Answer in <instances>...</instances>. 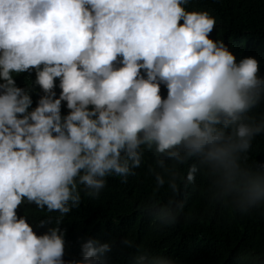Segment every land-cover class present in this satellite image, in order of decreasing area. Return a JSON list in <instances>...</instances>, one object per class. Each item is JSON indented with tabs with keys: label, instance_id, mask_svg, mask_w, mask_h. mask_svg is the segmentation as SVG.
<instances>
[{
	"label": "clouds",
	"instance_id": "9594fccd",
	"mask_svg": "<svg viewBox=\"0 0 264 264\" xmlns=\"http://www.w3.org/2000/svg\"><path fill=\"white\" fill-rule=\"evenodd\" d=\"M187 3L0 0V264H177L132 238L134 255L112 261L113 237L74 227L81 253L66 257L63 218L147 160L143 230L206 231L181 216L188 203L263 216L264 162L248 160L264 135V54L209 38L215 17ZM197 177L210 201L181 193Z\"/></svg>",
	"mask_w": 264,
	"mask_h": 264
},
{
	"label": "trees",
	"instance_id": "16d2710c",
	"mask_svg": "<svg viewBox=\"0 0 264 264\" xmlns=\"http://www.w3.org/2000/svg\"><path fill=\"white\" fill-rule=\"evenodd\" d=\"M187 10H206L215 17V25L208 34L209 38L221 39L225 45L238 44L241 49L248 48L252 43L259 44L258 49L264 54V0H188ZM200 7V8H197ZM182 22V21H181ZM253 49V51H255ZM32 73L34 69L28 70ZM143 75V72H142ZM260 112H264V102L260 104ZM60 113L64 114L62 109ZM259 113V112H256ZM264 162V135H257L249 151V164ZM147 160L137 175L128 177V181L115 185L111 182L98 195L95 205L82 203L70 211L59 224L64 232V249L66 257L81 253L80 242L72 240L73 227L89 235L88 239L111 238L112 254L108 257L113 261L120 260L125 254L134 255L132 250L123 241L126 238L148 242V249L163 253L177 264H241L242 260L264 253V212L250 219H235V214L229 210L218 213L217 208L208 206L196 209L193 203L184 205L181 216L187 219H207L204 230L196 224L174 225L159 229L152 220H148L145 230L139 228L144 217H150L140 211V205L152 193L154 178L148 172ZM206 182L197 177L193 185L183 189L181 193L192 196L197 200H208L203 194ZM180 193V194H181ZM164 190L157 193L162 197ZM57 215L52 213V217ZM218 216L215 230L209 225L212 217ZM218 222V223H217ZM80 226V227H79ZM46 226L40 234L44 233ZM157 231V235L153 233ZM125 254H123V253ZM122 253V254H119ZM202 253V255L200 254Z\"/></svg>",
	"mask_w": 264,
	"mask_h": 264
}]
</instances>
